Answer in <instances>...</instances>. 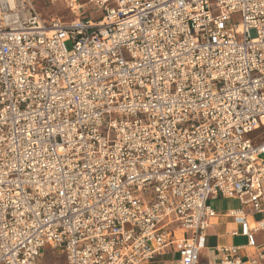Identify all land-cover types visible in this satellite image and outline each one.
<instances>
[{
	"label": "built area",
	"instance_id": "obj_1",
	"mask_svg": "<svg viewBox=\"0 0 264 264\" xmlns=\"http://www.w3.org/2000/svg\"><path fill=\"white\" fill-rule=\"evenodd\" d=\"M57 2L0 0V264H264V0Z\"/></svg>",
	"mask_w": 264,
	"mask_h": 264
},
{
	"label": "rangeland",
	"instance_id": "obj_2",
	"mask_svg": "<svg viewBox=\"0 0 264 264\" xmlns=\"http://www.w3.org/2000/svg\"><path fill=\"white\" fill-rule=\"evenodd\" d=\"M34 8L36 12H38L42 19L48 21L51 17H58L62 21L70 20V15L64 10L61 3L57 2L54 5L49 3V0H34ZM84 13H87L89 16L94 18L97 16V9L92 6H86L83 10ZM232 23L238 24L240 19L238 15H234L231 18ZM66 49L70 50L72 45L71 43H66ZM211 206L216 211H224L230 208H239L240 205L235 200H224L218 198L215 201H211ZM232 220L228 221L231 224ZM231 225L224 227L221 224L219 227H213L207 231V237L204 240L203 247L205 249L209 247H214L219 244H231L234 246H242L246 243L244 238L234 237V238H227L223 235L227 232V229H230ZM205 255V253H204ZM175 255H167L158 257L153 262L149 264H172L175 260ZM201 261H205V256ZM38 264H65L62 255L59 252H54L48 247H44L42 250V257L39 259Z\"/></svg>",
	"mask_w": 264,
	"mask_h": 264
},
{
	"label": "bare ground",
	"instance_id": "obj_3",
	"mask_svg": "<svg viewBox=\"0 0 264 264\" xmlns=\"http://www.w3.org/2000/svg\"><path fill=\"white\" fill-rule=\"evenodd\" d=\"M236 208V207H235Z\"/></svg>",
	"mask_w": 264,
	"mask_h": 264
}]
</instances>
